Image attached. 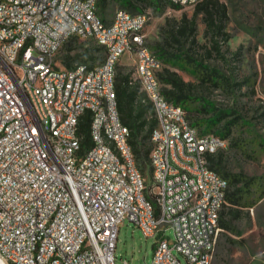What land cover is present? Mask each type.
I'll return each instance as SVG.
<instances>
[{"label": "built area", "instance_id": "obj_1", "mask_svg": "<svg viewBox=\"0 0 264 264\" xmlns=\"http://www.w3.org/2000/svg\"><path fill=\"white\" fill-rule=\"evenodd\" d=\"M197 0H173L182 7L195 6ZM94 0H0V37H7V53L12 59L15 44H26L19 61L4 67L0 61V241L5 256L16 264H116L119 231L125 221L135 224L145 238L154 239V252L145 264H212L218 232L216 205L223 200L225 185L211 175L206 145L224 144L210 134L193 138V130L170 125L163 120L156 129L155 148L149 155L152 173L150 194L153 200L139 196L138 183L127 186L120 181L119 166L113 162L109 147L101 137L92 155H84L82 140L73 146L43 143L37 127L55 123L58 116L47 114L50 88L60 86V70L55 60L66 42L84 37L69 15H79L91 29L101 32V44L112 43L103 71L91 74L90 82L80 84L81 71L60 90L59 107L67 109V124L56 136L76 135L73 116L78 108L95 105L100 111L97 88L111 96L113 133L121 127L114 113L115 73L121 58L130 54L136 62L137 78H145L142 91L149 96L155 116L158 104L169 109L162 87L152 85L158 74L159 56L137 49L149 20L126 18L118 10L113 29H104L93 18ZM143 27V35L135 28ZM97 56V55H96ZM41 79V86H34ZM80 147V155H73ZM123 147V145H122ZM127 169H131L127 152ZM52 161V169H44ZM152 163H160V172H152ZM176 168L196 173V181L176 176ZM145 179V176H144ZM127 194H134L142 212L127 206ZM178 231L171 241L168 230ZM125 264H130L125 262Z\"/></svg>", "mask_w": 264, "mask_h": 264}, {"label": "rangeland", "instance_id": "obj_2", "mask_svg": "<svg viewBox=\"0 0 264 264\" xmlns=\"http://www.w3.org/2000/svg\"><path fill=\"white\" fill-rule=\"evenodd\" d=\"M228 7V21L226 30L231 38L228 44H224L225 60L218 57L206 59L205 64L217 68L232 82H241V88L221 87L215 89L207 85L204 97L213 106L226 109L231 115L229 120L240 118L232 129V134L226 141L227 166L231 173H242L247 178H255L252 197L257 201L249 212L251 218L245 217L237 223L240 236L225 232L220 229L217 236L215 256L217 252L223 255L231 254L237 262L246 252L252 256L251 264H264V0H220ZM122 0H112L104 13L106 23L110 24L118 10L121 9ZM195 6H185L180 10L167 8L162 15H156L150 7L145 11L149 15L146 26L148 46L157 54V46L169 48L167 41L171 42V32L177 27L184 14L192 18ZM196 38L201 46L199 52L203 53V47L210 46V37L207 33V25L203 14L197 17ZM183 42L184 40L180 38ZM188 42V41H187ZM177 47V44L171 42ZM189 46V42L186 43ZM229 47L230 53L226 52ZM88 48H97L92 41L82 38H73L66 42L57 54V64L62 69L67 64L74 65L83 61L77 59L76 54L85 52ZM239 52V55L235 54ZM204 56L205 53H203ZM99 61L103 53H97ZM125 59H128L126 56ZM163 61V67L165 62ZM103 61V60H102ZM101 61V62H102ZM100 62V63H101ZM94 64L93 62H91ZM127 65L119 64L118 68H124L125 72L133 73L136 69L134 57H131ZM64 67V68H63ZM170 68L178 71L187 81L198 82L197 72L186 65L184 61H175ZM120 77V69H118ZM195 110L200 109V103L190 105ZM184 108V107H183ZM185 109V108H184ZM186 110V109H185ZM188 113V112H187ZM199 115L198 112H194ZM193 113V114H194ZM189 114V113H188ZM192 114V115H193ZM204 117V116H203ZM202 118V116H200ZM205 118V117H204ZM224 123L215 131L202 134H215L223 136L226 130ZM207 128L204 127L205 131ZM223 138V137H222ZM145 176L146 183L152 184V173L145 162L138 164ZM171 241H174L175 233L171 229L167 232ZM230 240L235 241L231 243ZM154 239L145 238L134 223L125 221L119 231L116 254V264H145L150 261L154 252ZM239 249V250H238ZM184 264H188L186 258L177 253ZM215 258V257H214ZM248 264V263H247Z\"/></svg>", "mask_w": 264, "mask_h": 264}, {"label": "trees", "instance_id": "obj_3", "mask_svg": "<svg viewBox=\"0 0 264 264\" xmlns=\"http://www.w3.org/2000/svg\"><path fill=\"white\" fill-rule=\"evenodd\" d=\"M112 0L98 1V14L104 19V13ZM121 9L130 12L133 15L146 13L145 8L150 7L156 15H162L167 8L171 7L177 10L183 7L173 3L171 0H122ZM203 14L204 21L207 25V33L210 37V46L207 48L202 46L206 56L199 52L201 47L196 38L197 17ZM228 7L220 0H202L195 6L192 18H188L187 14L173 28L171 32V42L167 41L170 49L157 46L159 51L157 55L165 62V67L159 72V78L163 85L162 91L165 97L173 104L185 108L192 124L199 127L204 133L215 131L222 126L225 131L223 139L227 140L232 134L233 127L240 118L229 120L231 115L226 109H220L204 97L207 85L215 89L221 87L241 88V82L231 81L225 74L217 68L205 64L206 59L218 57L225 60L224 44H228L231 35L226 30L228 21ZM181 39L184 41L182 42ZM189 42V46L186 43ZM99 48L88 49L85 52L76 54L77 59L95 60ZM226 52L230 53L229 47ZM239 55V52L235 54ZM184 61L197 72L198 82L187 81L182 75L170 68L173 63ZM69 64V63H68ZM131 73L117 76L115 84L117 92L118 109L123 124L131 130V145L136 155L137 163L145 162L150 168L149 155L151 152V135L157 126L152 104L149 102L146 94L142 91L139 83L130 85ZM200 103V109L195 110L190 105ZM183 108V109H184ZM194 112H198L196 115ZM194 113V114H193ZM193 114V115H192ZM202 116V118H200ZM205 118H204V117ZM90 112L87 111L81 120L79 133L82 134V149L90 148L92 138L90 134ZM207 129L204 131L203 128ZM213 134V133H212ZM221 148L216 153L208 154L210 167L216 170L220 175L228 180V189L226 191V204L220 214L219 226L226 230L236 231V224L243 219L246 214L244 211L256 204V200L252 197L255 178H247L242 173H231L228 170L226 150ZM141 169V168H140ZM142 171V169H141ZM148 198L153 200L150 194L152 185L146 183Z\"/></svg>", "mask_w": 264, "mask_h": 264}, {"label": "bare ground", "instance_id": "obj_4", "mask_svg": "<svg viewBox=\"0 0 264 264\" xmlns=\"http://www.w3.org/2000/svg\"><path fill=\"white\" fill-rule=\"evenodd\" d=\"M77 2H89V0H76ZM98 1L94 0L93 6V18L96 23L99 25H104V29H113L114 21L110 24L106 23L102 17L98 14ZM173 2V0H171ZM202 0L195 1V5L201 2ZM123 16L126 18H140L141 14L133 15L126 10H122ZM117 15V13H116ZM116 15L114 20H116ZM69 23H74L75 27L81 31L84 40H91L97 45L101 46L105 51L104 60L98 66H90L88 63H77L72 67L62 69L58 66L57 60H55V69L60 70V86H53L50 88V99L47 103V114H52L58 116L55 123H50L48 127L39 126L37 127V135L42 137L43 143H50L52 145L60 146H73L77 143H80V140H83L82 134L79 133L80 123L87 111L90 112V134L92 138V145L90 148L84 149V155H92V151H95L98 146V137L97 134L102 139L104 147H109L111 153L113 154V162L117 163L119 166L120 181L126 183L127 186H134V183H138L139 196H146V180L141 169L138 166L136 155L134 153L133 147L130 143L131 131L126 127L122 120L118 109L117 102V92L114 85V94L115 103H114V113L121 127V137L122 145L119 142V135L112 132V112H111V96L104 92V88L96 89V96H99L100 111L95 110V105H87L78 108V112L73 116V129H75L76 135H62L56 136L58 134L59 128H63L67 124V109L59 107V97L60 90H67L68 80H72V77H75L81 71L80 74V84H87L90 82L91 74L99 73L103 71V66L108 64V54L109 50H112V43H102L101 44V32L91 29V26L88 21L82 19L79 15H69ZM135 35H143V27L135 28ZM137 49H147L148 55H156V53L148 46L147 35H143L142 41L137 42ZM8 42L7 37H0V61L4 67H11L12 61H19V54H24L26 52V44H15L14 53H12V59L7 53ZM160 65H163V61L159 58ZM163 67L158 68V74H152V85H159V72ZM116 79V73H115ZM142 85L146 86V79L140 78ZM160 84L161 81H160ZM34 86H41V79H34ZM149 100V96H147ZM169 102V109L176 110L178 116H172V112H165V104H158V115L161 117H156L157 126L154 128L151 135V144L152 148H155V137L156 129H162L163 120H170V125L173 126H182V117L186 118V127L188 130H193V138L202 139L201 131L192 124L191 120L188 117V114L185 109ZM211 137L216 140H224V144H215V145H206L203 147V154H213L216 153L221 148H225L226 141L222 137H219L215 134H211ZM130 159L131 169L134 171L135 176L131 171L127 169V155ZM73 155H80V147H73ZM44 169H52V161H44ZM152 172H160V163H152ZM211 175L214 176L220 184L225 185V191L228 189V180L220 175L216 170L211 168ZM176 176L184 177L189 181H196V173L187 172V168H176ZM223 200L226 202V192H223ZM225 203H219L216 205V212L221 213ZM127 206L132 210V212H142V205L139 204L138 199L134 194H127ZM218 227H219V218H218ZM175 238L178 240V231H174ZM0 264H16L14 263L13 256H5V246L3 242L0 241Z\"/></svg>", "mask_w": 264, "mask_h": 264}, {"label": "crops", "instance_id": "obj_5", "mask_svg": "<svg viewBox=\"0 0 264 264\" xmlns=\"http://www.w3.org/2000/svg\"><path fill=\"white\" fill-rule=\"evenodd\" d=\"M196 6V5H195ZM88 41H91V40H88ZM93 42V41H92ZM94 43V42H93ZM95 44V46L97 47V48H99L100 49V51L98 52V53H100V52H102L103 53V58H102V60H104V57H105V51H104V49L101 47V46H99V45H97L96 43H94ZM88 49H96V48H88ZM87 49V50H88ZM97 54H95V56H96ZM128 57V59H125V57ZM98 57V56H97ZM131 57H133L132 55H130V54H125L122 58H121V60H120V62L118 63V66H119V64H122V65H127L126 63L129 61V60H131ZM160 58V57H159ZM161 59V58H160ZM101 60V61H102ZM101 61H99V59L97 58V59H95V60H91V59H88V60H83V61H81V62H83V63H88L90 66H98L99 64H100V62ZM81 62H77V63H81ZM91 62H95L94 64H92ZM76 63V64H77ZM136 63V62H135ZM59 65V64H58ZM75 65V64H74ZM74 65H72V66H74ZM71 66V64H67V66H64V67H72ZM118 66H117V71H118V69H120V77L123 75V74H128V73H130V72H125V70H124V68L122 69V68H118ZM63 67V68H64ZM117 76H118V72L116 73V79H115V84H116V82H117ZM136 83H139L141 86H143L142 85V81H141V79L140 78H137V74H136V69H135V71L133 72V73H131V76H130V85L131 86H134V84H136ZM131 131V130H130ZM131 140V139H130ZM131 143V142H130ZM226 204V203H225ZM224 204V205H225ZM224 207V206H223ZM248 209V208H247ZM250 209V208H249ZM223 210V209H222ZM248 210H246L245 209V215H244V217H243V219L247 216V217H249V219L251 218V216H250V214H249V212H247ZM220 219V218H219ZM243 219H241V220H239L237 223H239L240 221H242ZM237 223L236 224H234L235 226H236V233L235 232H233V231H231V230H226V229H223L222 227H220L219 226V228L220 229H222V230H224L225 232H229V233H231V234H234V235H239L240 236V234H241V232H240V230L238 229V226H237ZM230 242L231 243H235V241H233V240H230ZM153 247H154V243H153ZM239 250V249H238ZM252 260H253V258H252V256L251 255H249V253L248 252H246V249H245V255H243V256H241V258L237 261V262H235V259H234V257L233 256H231V254H226V255H223V254H221L220 252H217L216 253V256H215V258H214V260H213V263L212 264H251L252 263Z\"/></svg>", "mask_w": 264, "mask_h": 264}]
</instances>
